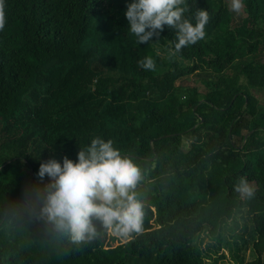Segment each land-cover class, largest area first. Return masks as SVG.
<instances>
[{"label":"trees","instance_id":"1","mask_svg":"<svg viewBox=\"0 0 264 264\" xmlns=\"http://www.w3.org/2000/svg\"><path fill=\"white\" fill-rule=\"evenodd\" d=\"M106 2L5 0L0 209L36 182L41 163L75 162L99 136L142 168L145 231L131 241L105 234L78 252L0 214V264H245L239 251L248 244L251 264H264V102L255 96L264 91V0H243L232 26L221 0H187L210 20L205 38L172 60L174 29L137 44ZM145 56L155 71L138 65ZM190 76L203 90L179 83ZM240 176L256 187L252 200L234 191ZM239 213L248 223L223 240ZM204 232L214 240L205 250L196 242ZM221 242L232 263L213 256Z\"/></svg>","mask_w":264,"mask_h":264},{"label":"clouds","instance_id":"2","mask_svg":"<svg viewBox=\"0 0 264 264\" xmlns=\"http://www.w3.org/2000/svg\"><path fill=\"white\" fill-rule=\"evenodd\" d=\"M244 7L243 0H230L232 12L239 14ZM126 9L127 31L137 44L153 37L159 42L164 26L175 30L174 40L169 41V60L203 40L210 20L208 11H192L187 0H132ZM5 24V0H0V30ZM138 65L146 71L156 70L151 56ZM36 177L34 184L24 186L21 198L0 209V214L38 224L45 235L66 239L78 252L105 234L131 241L145 231V205L137 191L144 179L142 168L114 147L112 139L93 138L80 148L75 162L66 156L62 164L55 159L43 162ZM234 191L252 200L256 187L240 176Z\"/></svg>","mask_w":264,"mask_h":264},{"label":"rangeland","instance_id":"3","mask_svg":"<svg viewBox=\"0 0 264 264\" xmlns=\"http://www.w3.org/2000/svg\"><path fill=\"white\" fill-rule=\"evenodd\" d=\"M217 1V0H215ZM222 4L224 6L227 7L228 10H230V0H221ZM132 0H107V5L110 7L111 12L116 16V18H120V19H124L126 20L124 13L126 12V5L128 3H131ZM230 12H232L230 10ZM232 19L228 22L229 26H232L233 22L237 21L238 18L240 16L243 15V9L241 10V12L239 14L232 12ZM127 21V20H126ZM224 75H232L233 72L232 70H226L223 72ZM179 83L186 85V86H191V85H195L196 87H199L200 90H203L204 86L202 84V82L199 80V78L197 76H190L188 79L184 78L182 80L179 81ZM256 97L260 100L264 102V91H260L255 93ZM261 140L264 142V134L261 135ZM245 220V221H244ZM243 222L248 223V221L246 220V217L243 213H239L236 216L235 219V223L237 225V227L231 226L232 223V219L227 221V228L224 229V231L221 232V237L223 238V240H229L232 241L233 240V236L237 235V234H241L242 233V226H243ZM233 224V223H232ZM244 235V234H243ZM238 242H240L241 240H237ZM196 242L198 243V246L200 249H206V247L208 245H212V243H214V240L211 238V236L209 234H207L206 232H204L203 234H201L197 239ZM220 255H223V258L220 259ZM256 255L257 253L255 252V250L252 249L251 244H248L246 248H242L239 251V256L242 257L243 259V263H248L251 264L255 259H256ZM213 256L218 257V263L222 262V261H229L232 263V259L228 253L227 248L225 247V244L223 242L220 243L219 248L217 250V252L215 254H213Z\"/></svg>","mask_w":264,"mask_h":264}]
</instances>
